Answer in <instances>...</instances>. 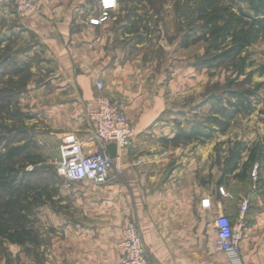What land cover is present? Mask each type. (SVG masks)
Here are the masks:
<instances>
[{"label":"crops","instance_id":"crops-1","mask_svg":"<svg viewBox=\"0 0 264 264\" xmlns=\"http://www.w3.org/2000/svg\"><path fill=\"white\" fill-rule=\"evenodd\" d=\"M96 5L90 16L85 12L88 0H41L40 10L26 17L12 7L0 9L3 22H15L9 38L15 37L16 28L23 36L30 34L53 60L52 72L59 76L50 85L62 100L54 117L75 118L63 130L82 138L91 134L87 108L96 106L98 80L104 82V95L121 102L136 129L133 144L120 154L121 176L105 185L70 183L76 193L75 219L62 221L59 236H44L49 241L10 243L12 264H117L118 244L132 221L140 226L152 264H229L216 249L214 221L218 213L235 218L247 198L252 210L246 214L243 259L245 264H264V168L252 190L247 189L252 168L246 176L235 177L243 169L228 174L221 162L220 168L208 167L210 175L200 177L198 158L202 154L207 162V149L173 146L175 117H160L171 106L163 74L150 73L145 60L128 56L116 20L91 24L101 0ZM8 41L3 37L0 47ZM58 99L48 100L57 105ZM110 151L117 156L115 144ZM204 199H210L209 208L202 206ZM206 217L211 219L207 233ZM0 264H7L4 256Z\"/></svg>","mask_w":264,"mask_h":264},{"label":"rangeland","instance_id":"rangeland-1","mask_svg":"<svg viewBox=\"0 0 264 264\" xmlns=\"http://www.w3.org/2000/svg\"><path fill=\"white\" fill-rule=\"evenodd\" d=\"M200 1L118 0V10L111 18L116 20L120 30L118 39L129 52L128 56L134 60H145L150 73L163 74L165 97L171 106L160 117H175L176 131L180 127L188 130L195 123L213 125L216 129L210 139L173 142L172 145H188L195 151L207 149V162H204L202 154L198 158V171L202 178L208 176L205 171L208 167L220 168L235 143L242 142L248 147L244 155L246 159L250 150L257 147L258 156L254 163H259L260 170L257 178L250 177L247 189L252 190L258 186L260 171L264 168V34L249 52L227 56L233 49L234 37L229 34L218 40L212 35L198 19ZM96 3L97 0H88L86 15L90 16L97 10ZM221 3L232 7L236 31L249 22L250 18L242 15L243 12L253 15L243 0H222ZM2 7L0 4V9ZM14 24L12 19L3 22L0 16V40L3 37L9 39L5 50L0 47V62L4 53L12 55L0 65V158L14 147H26L28 156L14 160L15 167L19 169L18 183L26 191L13 199L19 197L21 202L29 200L31 204L28 210L19 207L15 210L36 231L37 242L49 241L44 236H59L62 221L75 219L74 186L56 171L61 139L64 134L71 133L61 126L73 125L75 118L54 117L55 111L62 108V100L58 99L61 92L50 85L59 76L52 72L54 65L50 66V62L53 60L37 47L30 34L23 36L16 28L15 37L9 38V34L13 35V30L9 29ZM184 41L189 43L186 48L181 47ZM246 56L248 58L243 62L242 57ZM16 65L21 67L17 73L14 72ZM246 89L255 91L250 97L251 113L243 110L237 114L225 132L221 131V125L210 123L208 116L211 114L227 120L220 113V108L226 107V114L230 112L229 101H236L231 92ZM51 97H56L59 104L51 105L48 100ZM246 200L249 213L252 200ZM210 221V218H205V233ZM10 243L0 235V256H4L7 264H12Z\"/></svg>","mask_w":264,"mask_h":264},{"label":"built area","instance_id":"built-area-1","mask_svg":"<svg viewBox=\"0 0 264 264\" xmlns=\"http://www.w3.org/2000/svg\"><path fill=\"white\" fill-rule=\"evenodd\" d=\"M41 0H0V4L16 9L20 17L40 10ZM118 6V0H101V6L96 16L90 22L100 25L112 16V11ZM100 91L96 106L90 104L87 115L92 127L91 134L82 138L75 133L63 135L60 143V160L57 163V174L69 183L89 182L95 185H105L121 176L119 165L120 154L128 149L136 137V129L127 113L117 99L103 94L104 82L98 80ZM115 144L117 156L114 157L110 146ZM259 163H254L251 175L257 178ZM219 191L226 195L224 187ZM210 199H204L202 206L209 208ZM248 201L240 204L239 213L235 218L224 213H218L214 228L217 235L216 249L223 253L229 264H245L241 243L247 228L246 214ZM119 260L117 264H152L138 222H129L125 228V236L118 244Z\"/></svg>","mask_w":264,"mask_h":264},{"label":"trees","instance_id":"trees-1","mask_svg":"<svg viewBox=\"0 0 264 264\" xmlns=\"http://www.w3.org/2000/svg\"><path fill=\"white\" fill-rule=\"evenodd\" d=\"M222 0H201L197 9L198 19L203 21L204 26L210 29L212 35L219 39L228 37L232 34L233 38V49L227 54V56H239L243 52H249V49L263 36L264 34V0H243L247 3L253 15L246 14L243 12L241 6L240 11L242 15L249 17V22L243 27L236 31L234 27L232 13L233 10L230 6H223ZM239 3V2H238ZM232 10V11H231ZM229 14L230 18L227 17ZM112 17V16H111ZM234 30V32H232ZM199 40V39H198ZM1 44V43H0ZM189 43L182 42L181 47L186 48ZM5 50V47H3ZM8 51V50H7ZM8 53V52H7ZM249 56V54H248ZM246 57H242L245 62ZM1 64H5L12 55L5 54L3 56ZM208 62H206L207 64ZM14 72L17 73L21 70V67L15 66ZM255 93L253 90H242L232 91L231 95L236 100L231 102V110L226 114V107L220 108V113L227 117V120L219 119V116L213 114L209 115L210 123L221 125V131L225 132L229 129L231 122L235 119L237 114L243 110H247L248 113L253 111L250 107V97ZM215 128L213 125H202L201 123H195L188 130L179 128L174 137L171 139L172 142H191L194 140H204L213 137ZM248 150V147L242 142H237L228 151V155L224 160V172L233 174L236 170L242 168L243 171L236 173L235 177H244L246 172L257 159L258 148H252L248 160L242 163L243 153ZM26 147L19 146L14 147L7 153L3 154L0 158V235L7 238L11 243L24 244L26 242H37L36 231L29 227L23 215L16 212V207L22 210H28L30 208L31 201L26 203L21 200L13 199L14 196H19L26 188L22 184L18 183L19 169L15 167L14 160L17 157L28 156L26 155ZM252 168V167H251Z\"/></svg>","mask_w":264,"mask_h":264}]
</instances>
